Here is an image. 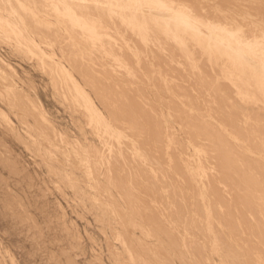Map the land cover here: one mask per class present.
I'll use <instances>...</instances> for the list:
<instances>
[{
	"label": "bare ground",
	"instance_id": "obj_1",
	"mask_svg": "<svg viewBox=\"0 0 264 264\" xmlns=\"http://www.w3.org/2000/svg\"><path fill=\"white\" fill-rule=\"evenodd\" d=\"M22 1L25 0H17L19 4ZM69 1L29 0L27 3L31 4L34 11L36 10L32 4L39 7L37 10L44 8L42 12L45 11V16L51 14L48 13L50 9L54 10L51 12L55 13L56 16L52 14L55 18H63L61 7L66 8L64 15L66 12L69 16L67 11L73 10L79 19L74 13H70L75 18L70 21L71 27L70 22H67L69 20L63 21L61 18L63 22H58L59 19L56 22L60 26L63 23L69 24L65 30L69 35L64 34L70 37L75 32V25L73 29L72 24L77 19L86 31L80 32L82 26L79 25L80 29H77L81 34L77 30L75 36L84 38L90 31L92 42L95 35L100 39V42H95V38L96 45L92 47V42L85 39L88 36L84 38L86 43L79 37L83 40L81 44L89 43L88 47L90 45L99 52L98 55L95 49L92 50V53L97 54L94 56L93 53L94 59L90 48H84V45L80 47L82 52L90 51H86L88 56L91 54L89 61H106L103 55L106 58L110 55V65L105 63L110 68L106 65L104 67L107 68H104L102 64L101 69L98 65L105 77L93 62L95 69L91 63V67L88 66L87 59L84 61L86 64L83 62L88 57L77 50L81 45L74 34L72 37L79 46L71 41L76 45L73 47L69 45L70 40H67V48H73L70 47L69 50L63 43L61 49L57 40L52 42L57 37L53 33L56 32V23L48 25L47 21L52 20L45 17L44 21L39 18L38 21H42L39 24L32 14L27 13L28 8L33 11L30 6L25 9L26 2H23L24 8L22 4L18 8L19 4H14L16 2H12V7L15 5V11L20 10L21 17L25 13L31 16L25 17L30 19L29 24L34 26V30L26 24L28 22L23 17H19L25 21L20 24L25 27L28 25V32L24 28V37L25 33L30 32L32 36L36 33L40 42L44 38L48 42L51 39L49 44L59 46L58 52L67 57L66 60L71 65L69 69L73 67L72 70H76L75 73L78 72V76L83 78H80V84L77 81L75 83L82 88L79 86L81 90L78 92L85 97L88 94L86 88L90 87V93L97 98L99 104L89 95L91 105L88 106L91 107L92 114L88 112L90 107L87 104L89 110L86 112L88 116L94 115V120H103L110 126V130H107L110 135L102 130L105 132L103 138L109 140L113 136L109 141L110 146H107L109 143L106 144L104 138V145L110 150L103 149L101 144V149L110 151L107 160L104 159L107 157L105 151L102 152L103 155L100 154L101 158L105 156L102 161L103 164L106 162L104 166L107 168L104 177L118 189L130 212L143 218L149 225L150 236L158 238L153 247L156 250L167 249L160 252V263L175 264L174 257L177 255L182 264H264V0ZM2 2L0 5H3ZM4 6H0V9L4 7L0 11L7 12L8 8L10 14V4L8 7L7 4ZM45 8L49 9L47 13ZM21 9H24V15ZM58 10L61 15L59 12L56 14ZM2 12L0 18L3 16ZM15 14L12 18L17 20L18 15ZM70 16L67 18L70 19ZM19 19L18 23L22 21ZM11 21L15 24L14 19ZM11 21L9 22L12 23ZM41 23L46 24L42 26ZM22 24L21 31L24 27ZM7 26H3L4 29ZM56 26L61 32L65 29L64 26V29ZM69 27L73 29L72 33ZM29 28L35 33L29 31ZM104 34L108 35L107 40L104 39ZM24 37L21 44L26 41ZM30 37L27 36L26 39L29 40ZM91 38L88 37L89 40ZM57 39H60L59 36ZM61 40L65 42L66 39ZM27 42L34 45L32 39ZM25 44L21 45L24 48L20 47L27 50ZM39 44L38 47L31 48L29 44L26 47L30 46L31 51L33 49L36 53L42 50ZM49 46L52 47V44ZM21 50L19 49V53H22ZM39 51L38 54L42 52ZM81 54L84 56L83 60ZM100 55L103 57L97 59ZM53 56L52 59L55 58ZM39 59L36 61H40ZM93 59H97L96 62ZM63 61L59 58L57 64H48L47 60L45 63L49 66L47 69L50 68V74L53 70L56 72L58 64L63 73L68 72V68L67 71L64 70ZM2 66L0 65L1 82L19 75L13 69ZM43 67L46 68L45 65ZM47 69L45 74L56 77H50L52 80L57 79L58 72H61L60 69L57 70V76L55 72L50 75ZM69 72L73 74L72 71ZM106 75L109 78L106 79ZM68 76L70 74H64L66 79ZM74 76L75 74L72 78ZM62 78L60 81L65 82L66 79ZM68 80L71 83V77ZM8 83L7 81L6 84ZM55 83L52 84L57 86ZM69 84V89L75 85L73 83L69 87ZM57 87L56 90L59 88L60 92L67 89L64 85ZM12 88L14 102L27 107L36 120L41 121L43 113L38 112L34 105L30 106L29 98L24 97L26 91ZM62 93L67 98L70 97L68 94L73 95V92ZM80 93L76 94L77 97ZM71 97L74 99V96ZM99 105L103 108L102 112ZM80 109L84 111L80 110L84 115L85 109ZM85 116L90 121L87 113ZM99 136L101 138V134ZM99 140L104 143L102 138ZM160 239L167 240L166 244L172 248H167ZM153 247L150 248L151 252H154Z\"/></svg>",
	"mask_w": 264,
	"mask_h": 264
},
{
	"label": "rangeland",
	"instance_id": "obj_2",
	"mask_svg": "<svg viewBox=\"0 0 264 264\" xmlns=\"http://www.w3.org/2000/svg\"><path fill=\"white\" fill-rule=\"evenodd\" d=\"M1 1H3V5L1 4L0 6H4L7 4L8 7L10 4V7H12L14 2H16L14 4H16L17 6V3L21 0H18V2L17 0H6V2L8 3L4 2V0H0V3ZM30 1L32 2L33 0ZM23 2H26V0L20 3L22 4V8L26 7L25 9H27L31 5H28L29 3L26 2L27 4L25 5L27 6L23 7ZM68 2L70 1L68 0ZM20 4L18 8L20 7ZM14 6L12 7V9H9L10 14L8 8L7 12H2L5 6L2 7L3 9H0L2 10L0 12L3 13V16L1 18L3 19V17L5 16L3 20H1L0 18V65L6 67L5 69H13L19 74L6 78L9 82L8 84H6L7 81H0V264H161L162 261L160 263L159 260L161 255L160 252H165L167 249L161 248L156 250L155 247H153L154 244L157 243L158 238L156 239L155 236H150L151 234L149 225L144 222L143 218L138 215H133L132 212H130V208L126 204L122 195L119 193L118 189L104 177V173H106L107 168L105 169L106 166H104L106 165V162L104 161L105 163L103 164L102 161L103 157L105 156L101 158L100 154L103 155L106 149L107 151L110 150V148L107 146H110L109 141L113 138V136H111L112 138L109 137V140L104 137L106 140V144L109 143L105 147L106 144L102 135L105 136V132L103 131L110 130V126L106 125L103 120V123L101 125L102 121L98 122L97 120H94L96 119L94 115H89L90 117L88 116V112L92 114L91 107L88 106L91 105V100L89 99V97L91 96L90 98L98 103V101L96 100L97 98L95 97V95H93V93H90L92 92L90 87H85L88 91V94L85 97L83 96V94L78 92L82 89L80 85L79 86L81 89L77 85L78 82L79 84L82 82L80 80L81 76H78V72L77 74L75 73L76 70H72L73 67H70L69 69V66L71 65L68 64L69 61L68 59L66 60L67 57L64 56V58L63 55H61L62 53L60 54V52H58V49H60L59 46H61L62 49L64 44L68 42L67 40H70L69 45H73V47H76L73 42L77 44L80 41L81 46H79L78 43L77 46L79 47L77 48L79 49L77 50L81 51V48L84 45L81 44L83 43V40L85 42V39H87L89 42H92V35H90L92 34V32L89 31L88 33L87 31L88 35H85L84 32H82L85 37H90V40L88 39V37H84V39L82 36H75V32L80 29L79 25H81L79 23L80 21L78 22L76 19V21L72 24V28L75 25V29L73 28L75 32L73 34L75 38L77 37V40L79 39L77 42V40L73 39V34H71L73 29L70 28L72 23L70 21L75 19L72 18L73 13L75 14L73 10L72 12L70 10H66L67 12H69V16L71 15L70 13H72V15L70 16L71 18L68 19V13L65 12V15L67 16L64 15V11L66 8L64 9L63 7H61L62 11L61 9L60 11L61 13L63 12L62 16L65 20L61 16L60 17L63 21L69 20L67 22H70V25L68 23H63V25L61 24L60 26V24L57 23H61L62 20L59 17H54L56 16L55 13H52L54 12V10L50 9L49 11V9L45 8L46 13L49 11L48 13H51L50 15L52 17L49 14H46L47 16H45V11L42 12L44 8H40V10H37L39 7H37L36 5L33 6L32 4V7H34L36 11L32 10L33 8H31L30 6L33 12H31L29 8L27 9L29 12H27L26 10L25 12L29 13V15L32 14L33 19L36 18V20L38 21L39 18H42L41 20L44 21L45 17H47V20L51 19L53 21H47L48 25L56 23L54 24L56 27H54L56 32H54L51 28L49 29L53 31L55 36H59L60 38L58 40L57 37H55V39L49 37L53 39L52 42H56L57 40L56 43H59L57 44L59 46L56 47L54 46L55 42L51 43L52 47L54 48L53 49L51 46H49L51 45L49 44L51 39L48 42L47 39L44 41V38L42 42H40L41 39L38 38L37 35H35L36 33L33 31L34 26L29 24L30 22L28 20L30 19L27 18H31V16H29L27 13L25 14L29 17L26 18V15L22 17L24 20H26V22H28L26 24L32 27L33 30L29 28V31H33L35 34H33L32 36L30 32V35L25 33L24 37V32L28 30V25H26L25 27V25L22 24L25 23L23 19H19L22 14H20V10H18L19 12L15 11L17 7L15 8ZM22 11H24V9H21V12ZM60 11L58 10L56 14L58 15L59 12V15H61ZM36 12H39L38 15L36 14ZM14 14L17 16V20H15V18H12V15ZM33 14L35 17L33 16ZM42 15L44 16V19ZM37 16L39 17L37 18ZM74 16L78 18L76 14ZM11 18L14 19L16 26L11 21ZM18 19L22 21H19L18 23ZM41 20L40 22H42ZM3 21L5 24L3 23ZM9 21H11L14 26ZM37 21V24H35L38 26L40 22L38 21V24ZM20 22H22L21 24L22 26H24L22 28V31ZM45 24L46 23H43L42 25L41 23L42 26H44ZM64 24L67 27H65ZM5 25H8L7 27L9 28L6 27L4 29ZM56 25H59L61 29H64L65 27L63 32H61L62 30H60L59 27V30H57ZM68 25L70 26L69 31L72 35L70 37L68 36L69 33L65 31L66 28H68ZM10 28H12L11 30L13 31L7 30ZM16 28H19L22 34L20 33L19 29ZM24 28L26 29V31H24ZM3 29L5 30L4 32ZM84 30L86 31V29H83L82 26L80 32ZM59 31L60 33H58ZM13 32L17 33L14 34ZM64 32L68 35H65ZM77 32H79V30ZM80 32L78 33L79 35L81 34ZM55 33H58V35H56ZM17 34L19 35L20 39L18 38ZM21 35H23L26 40H24V44L27 43V45L25 44L26 46H28V44L30 45V43L27 42L30 41V39H32L33 41V47L37 46L40 43L41 45L39 44V46L41 47L42 50H40L42 52L38 50L39 52H41L40 54H38V51L34 53L33 49L32 51L30 49L31 45L28 48L31 51L32 55H30V51L26 46L25 48L27 50L22 49L21 47L23 46L21 45L24 44H21V41H23L21 40L23 38ZM26 35L31 36L32 38L30 37V39L27 40ZM104 36L106 37L108 35L104 34ZM79 37L81 39L83 38V40L81 41ZM16 38H18L19 40ZM37 38L40 39V41ZM62 38L66 39L65 42H62ZM70 38L73 40H71ZM95 38H93V44L90 43L92 47H94L95 42H100V39L96 38V40ZM104 39L107 40V37ZM88 44L89 43H87V45ZM69 45L66 44V48ZM87 45H84V48H86L85 46ZM91 46H87V49L90 48L91 52L86 49L85 50L92 54H90L91 57H94L97 54L93 52L95 54L93 56L92 50L94 51L95 49L97 51V49H92ZM18 47H20V50L22 49L21 51L24 55H22V53H19ZM48 47L50 51L48 50ZM15 49L18 50L16 51ZM34 49L37 50V48ZM53 50H56L57 54L53 53ZM46 51L48 53H46ZM61 52H63V50ZM85 52L84 56L87 55L86 57L88 58H85V60H83L82 57L84 56L81 54V59L83 60V62H86V59L88 60L90 57V55L88 56V53ZM97 53L99 55L98 51ZM33 54H35V56ZM55 54L57 55V57ZM78 54L80 57L79 52ZM50 55H54L53 58H55L52 59ZM58 56L61 61L65 60L63 61V65H65L66 67H64V70L68 68V72L72 71L73 74H75L74 78H72V73H63L64 71L60 67L62 73H58L59 76L61 73V77H63L62 80L66 79L64 77V74L65 76L70 74V76H68L65 81L67 83L61 82V77L60 80L58 79L59 76L54 80V78L56 77L53 75L52 77H54L53 80L56 82L55 83L52 79H50L51 76L45 74V70L47 69V67H49L45 62L48 60V64H51L53 62L54 64H57V61L59 60ZM103 56L105 57L106 61H104V59L102 61L101 58ZM103 56L101 57L100 55L96 57L97 59L100 58L103 63L100 60L99 62L97 59L96 62V60H94V57L93 60L96 63H94L93 61H89V59V64H92L93 62L96 68L98 67V65H100V68L103 69L101 67L102 64L103 67L104 65H106L110 68V66L105 64L110 61V59H108V57L110 58V55L107 58L106 55ZM39 58H41V60ZM38 59L41 62H44L47 59L44 62L46 68L43 67V63L41 64L42 67L40 66L41 62L36 61ZM50 59L52 62H50ZM108 63L110 65V62ZM89 64L88 66L91 67V64ZM93 64L92 67H94ZM38 66L43 69L41 70ZM59 66L60 65L58 64L56 69L60 71ZM115 67L118 68L117 66ZM49 69L50 68H48L47 70L50 74L51 72ZM57 70L56 72L53 70V72H55V75L57 73ZM53 72L52 74H54ZM97 72L98 71H96V73ZM105 72L107 73V71ZM102 73L104 74V72H101V74ZM70 77L71 83L70 80H68L70 79ZM107 78L109 77L107 76L106 79ZM81 79L83 80V78ZM58 80L60 81L59 83L62 84H59ZM76 81L77 84H75ZM52 83L57 84L58 87H63L64 85V88L67 89H64L63 91V89L61 88L62 90L60 92V89ZM106 83H108V80ZM106 83L104 84L105 86ZM33 84L34 87H32ZM68 84L69 87H71L70 85H74V87H71L74 91L71 88H68ZM12 87L22 91H26L27 94L24 92V97L29 98L28 100H30L31 103L33 102L32 104L29 103L30 106L34 105L33 107H36L38 112L43 113V116L40 118L41 121H37L33 116V113H31L27 107L14 102L15 100L13 99V96L15 95H12V90H14ZM56 87L58 88L57 90ZM75 88L77 92L75 91ZM62 92H73V95L72 93H66L70 96H68L70 98L69 99L66 97L67 95L65 94L66 96H64ZM78 93H80V97H77ZM71 96H74V99ZM65 97L67 100L65 99ZM76 97L78 99L81 98V100L79 99V101ZM72 100H75L76 102ZM72 102L74 104H72ZM69 103L71 104V106ZM76 103L79 107L81 104L83 105L81 107L85 109L84 115L82 114V112L84 111H82V109H80L81 107L79 108ZM86 104L88 107H90V110L87 108ZM37 105L40 108H38ZM75 106H77L78 109ZM99 106V110L100 112H102L103 108L101 105ZM80 110L82 112H80ZM86 113L88 116L87 118H91L90 121L86 119ZM92 125H96V127H98V125L99 127L101 126V130L98 127L99 132L97 133L96 127H94L95 130H93L94 128ZM95 132L98 135H96ZM108 133L110 132L107 131L106 134ZM100 134L102 141L104 140V143L99 140L101 139L99 138ZM101 144L103 145V149L105 150L101 149ZM107 151H105L104 154H106L108 157V155H110V151ZM107 157H105L104 159H109V157ZM107 162L108 167L109 160ZM160 240L164 241L162 242L164 245L167 243V240ZM151 246L154 248V252H151ZM167 248H172V246L167 245ZM165 257H167L166 254ZM174 259L175 264H182L181 259H179L177 255L176 257H174ZM163 260H166V258L163 257ZM169 263L172 264V262Z\"/></svg>",
	"mask_w": 264,
	"mask_h": 264
}]
</instances>
